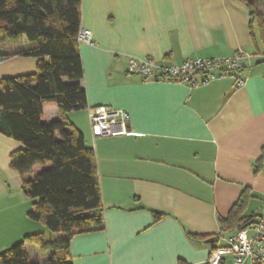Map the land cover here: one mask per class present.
<instances>
[{
  "label": "crops",
  "instance_id": "1",
  "mask_svg": "<svg viewBox=\"0 0 264 264\" xmlns=\"http://www.w3.org/2000/svg\"><path fill=\"white\" fill-rule=\"evenodd\" d=\"M264 15V3L256 8ZM80 44L87 108L68 120L96 156L104 229L69 244L72 264H207L235 232H222L234 206L264 219V42L242 0H81ZM249 56L238 79L190 87L145 82L130 59L181 66L188 60ZM36 60L0 62V80L36 73ZM109 107L129 115V134L92 135L90 114ZM43 119H60L45 108ZM24 146L0 134V255L34 235L58 239L28 214L34 201L11 169ZM154 213L164 217L157 221ZM214 239L213 244H207ZM46 263L51 248L27 244ZM222 264H234L227 257Z\"/></svg>",
  "mask_w": 264,
  "mask_h": 264
},
{
  "label": "trees",
  "instance_id": "2",
  "mask_svg": "<svg viewBox=\"0 0 264 264\" xmlns=\"http://www.w3.org/2000/svg\"><path fill=\"white\" fill-rule=\"evenodd\" d=\"M250 9L264 42V0H242ZM81 0H0V62L14 57L36 60V73L0 80V134L24 150L11 156V169L34 204L28 216L53 234L49 245L34 235L0 255V264H42L29 258L26 245L51 248L44 264H72L73 237L104 229L96 156L84 136L68 120L87 108L84 70L78 41ZM58 109L60 119L46 123L45 108ZM246 198L221 221L222 232L238 233L253 224L242 218ZM157 221L164 215L154 213Z\"/></svg>",
  "mask_w": 264,
  "mask_h": 264
},
{
  "label": "built area",
  "instance_id": "3",
  "mask_svg": "<svg viewBox=\"0 0 264 264\" xmlns=\"http://www.w3.org/2000/svg\"><path fill=\"white\" fill-rule=\"evenodd\" d=\"M78 41L91 43L92 32L81 30ZM246 59L249 56L243 52L226 59L188 60L181 66L159 65L152 59H130L128 72L145 82L183 83L195 87L216 79H238ZM238 85H244V81L238 79ZM90 124L95 139L125 137L130 132L128 113L109 107L94 109ZM227 257H231L234 264H264V219L226 238L224 246L212 251L207 264H222Z\"/></svg>",
  "mask_w": 264,
  "mask_h": 264
},
{
  "label": "water",
  "instance_id": "4",
  "mask_svg": "<svg viewBox=\"0 0 264 264\" xmlns=\"http://www.w3.org/2000/svg\"><path fill=\"white\" fill-rule=\"evenodd\" d=\"M214 242H215L214 239H210V240H208L206 243H207V244H213Z\"/></svg>",
  "mask_w": 264,
  "mask_h": 264
}]
</instances>
